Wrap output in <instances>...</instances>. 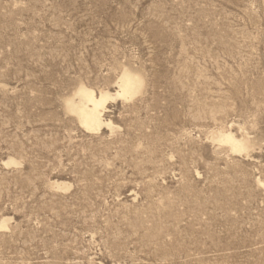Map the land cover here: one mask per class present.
<instances>
[{"label": "rangeland", "instance_id": "374dc122", "mask_svg": "<svg viewBox=\"0 0 264 264\" xmlns=\"http://www.w3.org/2000/svg\"><path fill=\"white\" fill-rule=\"evenodd\" d=\"M0 264H264V0H0Z\"/></svg>", "mask_w": 264, "mask_h": 264}, {"label": "bare ground", "instance_id": "6f19581e", "mask_svg": "<svg viewBox=\"0 0 264 264\" xmlns=\"http://www.w3.org/2000/svg\"><path fill=\"white\" fill-rule=\"evenodd\" d=\"M118 85H120V90L117 95L124 99H129L141 90L142 81L134 75L125 72ZM78 94L82 103L80 107L75 106L72 100L67 101V104L73 112L77 113L81 123L91 131L99 130L102 126L106 125L102 116L105 104L111 96L106 92L96 95L93 91L86 88L79 89ZM223 138L225 139L224 142L233 144V140L229 135Z\"/></svg>", "mask_w": 264, "mask_h": 264}]
</instances>
